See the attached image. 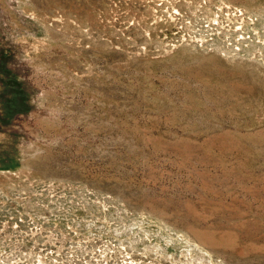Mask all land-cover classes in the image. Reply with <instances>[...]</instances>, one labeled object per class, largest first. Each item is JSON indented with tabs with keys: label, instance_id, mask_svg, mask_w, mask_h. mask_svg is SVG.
Returning a JSON list of instances; mask_svg holds the SVG:
<instances>
[{
	"label": "rangeland",
	"instance_id": "obj_1",
	"mask_svg": "<svg viewBox=\"0 0 264 264\" xmlns=\"http://www.w3.org/2000/svg\"><path fill=\"white\" fill-rule=\"evenodd\" d=\"M0 264H264V0H0Z\"/></svg>",
	"mask_w": 264,
	"mask_h": 264
}]
</instances>
